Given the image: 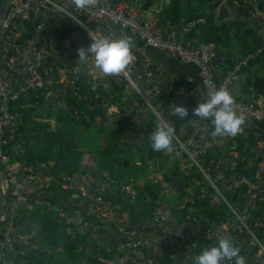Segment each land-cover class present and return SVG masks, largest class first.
I'll return each mask as SVG.
<instances>
[{
	"label": "trees",
	"instance_id": "16d2710c",
	"mask_svg": "<svg viewBox=\"0 0 264 264\" xmlns=\"http://www.w3.org/2000/svg\"><path fill=\"white\" fill-rule=\"evenodd\" d=\"M130 4L136 2V0H127ZM216 0H189V5L183 10L180 6V0H173L171 5H165L163 12L160 14V23L165 24L166 21L171 20L175 25L180 26L185 21H194L204 19L205 24L196 27L187 37V41L201 40V44L206 46L214 45V51L221 49L223 56L228 57L224 53V48L232 51L234 48L230 45L232 40H238L241 44L240 56L242 60L241 63L247 62L246 65H257L264 60V50L260 49L264 42V37L261 35V29L263 27V20L260 17L252 18V13L254 7L250 4L249 0L245 2L244 0H232L241 5V11L246 15L247 20H238L237 22H224L222 25L215 22V12L218 4H215ZM256 5V8L260 12H264V0H252ZM180 6V7H179ZM177 7L179 9H177ZM187 17L185 21L183 18ZM251 19L253 21H251ZM254 22V23H253ZM253 23V24H252ZM29 29V35L32 34L33 24L27 23ZM120 29V28H119ZM236 30V31H233ZM121 31H126L122 30ZM129 33V31H126ZM125 33V32H123ZM202 34V36H200ZM245 35V37L243 36ZM84 37V46L88 47V39L81 33ZM249 36L253 37L249 40ZM188 45V44H187ZM195 43L191 44L193 47ZM231 53V52H230ZM244 59V60H243ZM65 63L70 67L77 66V60L75 57H69ZM235 65V62L232 63ZM244 64L242 65V67ZM231 67H229L230 70ZM261 85L263 90L258 89V92L264 94V78H257L256 86ZM100 91H93L89 83V77L87 74L82 73L80 78L74 88H70L65 96V108L62 109L60 115L55 119L56 124L52 125L50 122L33 121L31 115L34 114L36 108H30L27 112L26 118L24 120L23 126L19 131V138H21L24 147L25 154L23 157L16 158L21 161L24 166H33L38 171L42 172L43 178H52L53 190H58L57 206L60 210H64L67 213H73L75 210L76 200L82 201L81 206H85L82 209V217L84 222L93 224L94 226L99 225V230L103 232L102 226L103 219L97 217L96 212L90 211L89 207H93V198L96 199L101 196L105 203L111 201L112 206L119 205V212L121 216L116 219L120 223V227L124 231L133 232L136 231L137 234L143 233L144 228H147L151 224L156 223V212L161 209V205L157 202V198L160 193L165 191V186L162 187L160 183L152 184V180L149 182L140 184L137 182L133 189L136 191V195L132 198L131 195H110L97 193V187L102 182V180L107 177L108 180L116 181V185L119 187L121 185L120 179H118L116 170H127L131 168L133 171L138 169L137 165L147 168L151 164H156V161H160L159 172L164 173L165 166L168 164L167 157L169 154L165 152L154 151L151 147V142H149V135L155 130L156 116L152 113L151 116L144 117L145 114L138 111H134L137 114H129V103L123 95V91L126 88L125 84H120L115 80H112V88H105L100 85ZM99 95L96 97V95ZM134 97H137L136 92H131ZM172 98L168 99H152V104L156 107L162 105L163 107H169ZM24 100V99H23ZM20 101L18 104L20 105ZM118 102V112L113 114L110 126L114 129L109 131V136L106 146L100 153L101 158L97 167H93L84 163L85 150L81 148L83 136L89 132L93 122L99 117L108 118L104 114V107L106 101ZM43 104V101H41ZM68 108L73 110V113L67 111ZM37 117H42L40 114H36ZM48 119H52V114H49ZM106 119H103L104 122ZM108 121V120H107ZM174 121V120H173ZM175 128V133L179 134L180 126L187 128V133L183 138L187 141L195 129L189 125L187 121L175 119L172 123ZM102 132V128H99ZM134 139H142V144L139 142L134 143ZM229 145L236 146L235 151L244 155L242 163L236 165V168L242 172L241 177L247 178L251 174V178L258 182L257 175H260L262 180V173H260V166L258 164L254 165L247 172L245 171V164L248 163L251 157H253V150L251 146H246V141L243 139L242 134H238L236 137L232 138ZM214 148V147H213ZM131 153V156L125 158L126 154ZM223 151L214 152V150L209 151L207 156V164L213 162L212 171L215 172V166L218 163L221 164L222 169L226 166L223 165L225 159H227L230 154L226 157L222 156ZM214 154V155H213ZM248 155V158L245 156ZM214 156L217 158L215 159ZM259 163V162H258ZM180 161H175L172 163V168L170 173H164L162 180L164 184H171L173 181L179 183V190L176 194L177 199L180 204H177V208H170L172 212L176 215V223L170 225L169 218H166V223H163V227L167 226L170 228L168 232V238L164 239L165 245H163L164 252L159 254L153 247L139 245L132 253L128 250V257L119 260L115 258L120 252L119 245L136 244L133 238L127 234L115 235L111 242L103 243L101 240L95 238L96 232H94L93 225L85 230H78L73 228L76 224L70 222L69 219L64 220L63 217L55 215L51 217L47 214L45 206L39 207L32 214L35 216L34 222L37 220L42 221V224L38 225L39 231L31 232L30 235L34 241L32 247L26 248L28 251L24 256H17L18 264H173L175 261L185 262L188 252L194 255H199L202 250L206 247L213 246V242L207 238V231L211 228V223L215 222L217 225L228 222V212L225 206L222 205L215 206L209 198L201 200L200 190L203 186L201 179L195 172L196 167H190V172L185 173L182 168H180ZM136 173V172H135ZM149 171L147 175H149ZM141 178V172L136 173ZM216 172L214 173V175ZM107 175V176H105ZM81 178V181H87L89 179L96 180L95 184L90 185L91 192L86 196L75 198V202H70L68 196L72 198L75 193L71 185V180L74 178ZM142 179V178H141ZM68 182V188L64 189L61 183ZM86 183V182H84ZM197 184V185H196ZM95 185V186H94ZM248 184L242 182L238 184V187L233 189L234 194L232 198L235 201L247 202L246 195L248 190ZM194 188V191L190 189ZM70 193V194H69ZM61 194V195H60ZM148 194V196H147ZM65 198V202L62 204L61 196ZM109 198L106 199V196ZM60 197V198H59ZM260 198L264 199V192H261L256 196V203L258 210L252 212L254 219H260L262 221L264 214V200L261 202ZM62 205H60V204ZM102 203L100 212L103 211L107 204ZM221 207V208H218ZM97 208V209H99ZM194 209L195 214L191 213L190 210ZM224 209V210H222ZM41 210V211H40ZM114 211L118 209L114 208ZM99 212V214H100ZM127 212L129 215L128 222H122L124 217L123 214ZM22 213L16 218L17 225L24 224L25 228L31 231L30 225L26 224ZM195 218L197 220H195ZM15 220V219H14ZM70 222V223H69ZM180 225H182L180 227ZM24 226L20 227L17 232H23ZM171 226V227H170ZM183 227V228H182ZM73 228V229H72ZM189 228L195 231L194 242L197 241L198 247L194 249L193 241L184 236L177 238V234L184 235L189 232ZM34 229H32L33 231ZM27 233V230L25 231ZM127 232V233H128ZM117 233V231H116ZM128 236V237H123ZM143 238L149 237V234L145 233L142 235ZM247 238L245 233L240 234V237L236 241V246L241 250V255L244 254L247 247L249 248V254H247V264H256L255 254L256 248L250 246L243 249L241 244L243 243V238ZM259 237L264 241V230L259 233ZM144 238V239H146ZM233 238V237H232ZM198 239V240H197ZM113 244V245H112ZM176 244V245H174ZM246 245V244H245ZM203 246V248H201ZM180 251L178 252V249ZM89 250V252H88ZM192 250V251H191ZM44 251V252H43ZM5 256H8V251H2ZM251 252H254L251 254ZM65 255V259L61 255ZM176 257V258H173ZM121 261V262H120ZM153 261V262H150ZM192 264V262H190Z\"/></svg>",
	"mask_w": 264,
	"mask_h": 264
},
{
	"label": "built area",
	"instance_id": "2783aa9c",
	"mask_svg": "<svg viewBox=\"0 0 264 264\" xmlns=\"http://www.w3.org/2000/svg\"><path fill=\"white\" fill-rule=\"evenodd\" d=\"M168 3V0H161L160 7L145 9L142 5L130 4L127 0H102L97 8L76 11L71 5V0H12L7 14L0 20V180L6 206V213L0 217V228L5 226V231H0L2 251L9 249L13 251V247L18 245L21 237L14 224L9 223L11 219L8 220L7 215L10 213L14 222V219L22 211L24 214L30 215L37 208L45 206V202L41 200L43 195L41 191L53 184L52 179L41 181L39 177L43 178L42 172L33 166H24L21 161L16 159L25 154L24 144L19 138V131L25 118L21 112L24 107L43 109L51 104L56 109L64 108L66 92L70 88H74L80 75L85 73L100 80L112 78L120 84H125L126 87H130L138 94L139 99L136 101L138 112L145 115L148 111L152 112L157 118V123L163 120L170 124L168 115L172 113L163 110L160 112L152 104V99L166 98L161 87L165 76L161 74L163 66L147 55L148 48L167 54L173 60L184 65L198 68L199 89H188L192 79L186 83H178L174 87L177 99L172 107L175 104L187 107L189 96L192 94H195L200 102L206 101L207 93L220 87L226 88L232 94L230 86L234 75L222 82H216L212 64L215 54L211 48L204 46L203 51L201 48L193 49L179 38V36L189 35L205 20L184 22L180 26L169 22L167 30H164L160 24L159 14L163 10V6ZM55 6H59L63 11L57 10ZM252 17H260L264 21V13L253 12ZM27 23L33 24L34 30L31 35H29ZM111 26L133 33L143 43V47L133 50L134 60L126 73L105 77L96 70L91 57L83 64L77 62V66L72 68L65 63L69 57H74L72 48L75 38L81 37L82 45L80 47L84 46L85 40L81 33L88 39L89 46L92 42L89 36L90 32L97 37L117 38L116 32L110 29ZM262 28L264 30V23ZM262 50H264V43ZM243 64L246 65L247 62L241 63V65ZM26 97L30 102L23 104L19 109L18 103ZM168 97L170 98V96ZM234 107L238 112L245 114L246 123H257L264 126V108L236 99ZM170 125L172 126V124ZM193 128L195 131L191 137L184 141L180 134L185 131L186 135L187 128L180 127V133H175L172 146L166 151H170L172 159L176 158L182 165L190 164L197 168L196 172L203 183L200 190L201 200L209 198L215 206L222 205V202L226 205L225 209L229 213V220L227 223L219 225L221 233L216 230V232H211V236L219 235L220 237L222 234L226 235L225 232H232L233 238L237 241L240 234L247 231L253 239L247 238L249 241L245 247L250 243V246L255 247L256 250L264 252L263 241L259 240L250 229L251 225L261 231L264 230V221L260 222V219H254L252 214L258 208L257 195H254L244 208L242 206L238 208L237 201L233 199L231 203L222 194V186L219 187V182L222 179L223 169L218 163L214 167L216 172L214 175L213 162L209 166L206 165L210 149L207 146L211 147L218 142V137L213 138L211 135V132L214 131L211 120L204 121V123L201 120L194 124ZM182 170L188 173L189 166L183 167ZM262 171L263 168L260 169V173ZM3 175H6L5 180L2 179ZM259 176L257 175V179L261 181ZM229 180H231L229 184L232 190L238 187L239 181L236 178L229 175ZM60 186L64 188L63 184ZM253 188L255 189L254 186H251L247 194L250 195ZM126 189L130 188L126 187ZM106 192H101V194ZM213 192L218 194L214 195ZM166 194L173 198L171 192L166 191ZM75 198H78V195ZM263 200L260 198L261 202ZM95 202L91 211L100 212L99 206L104 203V200L99 196ZM62 211L64 210H59V214L61 217H65V212ZM100 215L104 219L107 218L108 209H104ZM195 220L197 219L195 218ZM213 225L215 226L214 222ZM120 233H124L122 227ZM192 233L193 230L184 235L177 234V238L182 236L190 238ZM130 234V236L138 235L136 231ZM31 244L27 241L21 243L20 240L19 249L16 252L21 255L26 254L28 252L26 248L32 247ZM138 244L140 243H136L135 246ZM249 248L252 249L248 246L242 254L246 260ZM261 251L259 252L260 256L262 255ZM253 253L251 252V254ZM7 254L8 256L12 255L11 253ZM3 256L2 264H7L9 259L4 253ZM260 256H257L256 264H263L257 260Z\"/></svg>",
	"mask_w": 264,
	"mask_h": 264
},
{
	"label": "crops",
	"instance_id": "0c3cea01",
	"mask_svg": "<svg viewBox=\"0 0 264 264\" xmlns=\"http://www.w3.org/2000/svg\"><path fill=\"white\" fill-rule=\"evenodd\" d=\"M244 1L247 2L248 0H244ZM251 1L252 0H249L250 4L255 5ZM168 2H169L168 4L171 5V3L173 2V0H168ZM194 2H195V0H194ZM134 3L140 4L139 3V0H136V2H134ZM134 3H131V4H134ZM189 4H190L189 3V0H180V6L183 9L181 11L182 12L183 11H187V10H184V9H186ZM160 5H161V0H152L151 2L149 1V8L150 7H156V6L157 7H160ZM220 6H226L228 8V10L230 11V18H228V19H222V20L219 18V8H220ZM164 8H165V5L163 6L162 9L164 10ZM177 9H179V8L177 7ZM163 10L161 11V13L163 12ZM215 11H216V14H215V22L218 23V24H220V25H222L224 22H229V23L231 22L232 23V22H237L238 20L244 21V20L249 19L241 11V5L238 4V3H236L235 1H232V0H221V3H218L217 8H216ZM262 13H264V12H262ZM186 19H187V17L185 16V18H183V21H185ZM251 21H253V20L251 19ZM169 22H172V21L171 20L166 21L165 24H161L160 23L161 24V27L164 28V30H167V24ZM202 24H205V22L202 23ZM202 24H200V25H202ZM110 29L113 30V31H115L116 34H117V36H119V34H121L123 32L127 33L126 31H123L122 32L121 29H119L116 26H111ZM233 31H236V30H233ZM260 33L264 37V30H263V28L261 29V32ZM127 34L130 35V36H132L134 38V40H135V46H134L133 50H135L136 48H139V47H143V43L133 33L129 32ZM200 36H202V34ZM187 37H188V35L185 36V37L179 36L180 40H182V41H184V43L188 44L189 47H191V44L192 43H195V45L193 47H191L193 49H200L201 46L203 45V44H201V40L187 41ZM204 46H206V45H204ZM209 47L211 48V50L215 54V57H216V52L218 51L220 53L222 59H223V61H221V63H219L218 65H213L214 74H215V80L217 82H222L224 79H226V77L230 73L229 67L235 66V65H232V63L233 62H235V64H236V62L238 63V61L240 59V54H241L240 53V50L237 49V48H234L232 51H230L229 49H225L224 48L223 49L224 50V53H226L227 55H229L228 57H226V56H223V52L221 51V49L214 51V45H211ZM147 55H149L151 58H153L155 62H157V63H159V64H161L163 66V69H162V73L161 74H164L165 77H163V80H162V83H161V87H162V89L164 90V92L166 94V98L165 99H168L169 98L168 96H170V98H172L171 99L170 106L168 108L167 107H163L162 105H158V106H156V108L160 112H162V110H163V111H167V112L172 113V104L177 99V96L175 95L174 87H176V85L178 83H186L189 80V78H190V79H192V83H191V85H189L188 89L189 90H191V89L198 90L199 89V87H200V81H199V78H198V68H196L194 66L184 65V64H182L180 62H177V61L173 60L167 54L158 52L156 50H152L150 48L147 49ZM232 73H234V79H233V82H232L233 83L232 84V90H233L234 96L238 100H242V101H244V102H246L248 104L258 105V106L264 108V100L262 99V98H264V94H261V93L258 92V89L263 90V87H261V85L256 86L257 78H264V60L262 62L258 63L257 65H250V66L244 65L243 67H242V65H236V67L234 68V70H233ZM87 76L89 77V83H90L91 88L93 89V91H97V92L100 91V88H99L100 85H103L105 88H112V80H114L112 78H110L111 85L109 83H107L106 80H100V79H98V84L95 86L94 85L95 77H91V76H89V74H87ZM90 78L92 79L91 82H90ZM131 92H135V91L132 90V89H130V93ZM123 95H124L125 99L128 101V103L130 105L129 106V109H128V113L137 116V114L134 113V111H137L136 102H132V100L128 97V93L126 94L125 91H123ZM97 96H99V95L97 94L96 97ZM137 97H138V94H137ZM29 102H30V100L27 99V97L24 98L23 102H21L20 105L18 104L19 109H21V106L23 104H26V103H29ZM199 102L200 101H199L198 97L195 94H192L191 96H189L188 103H187V107L189 109V118H190V120L192 122H189V121H187V122L192 127H193L194 124H196L199 121H201V120H199L198 117L192 116V110L195 107L198 106V103ZM117 103L118 102H114V101L107 100L106 103H105V105H104V107L107 108L106 110H104V114H106V117H108V118H101V117L97 118L95 120V122H93L91 128L89 129V132L86 133L83 136V138H82V141H83L82 143L83 144H82L81 148L84 149L85 152H86L85 153L86 155L84 157V163L85 164L90 165V166H93V167H97V165L99 163V160L101 158L100 153L103 151V148L107 144V140H108V136H109V131H111V128H112V130L114 129L113 127L110 126V122L112 121L113 114H115V113L118 112V108L119 107H118V104ZM65 107H66V104H65ZM34 108H36V107H34ZM37 109L38 108H36L34 114L31 115L32 122L33 121H41V122H50L52 125H55L56 124V120L48 119V117H45V119H43L42 117H39L38 118L37 115H36V114H38L37 113ZM28 110H30V109H28V107L27 108L24 107L21 110V112L25 115V118H26V115H27V112H25V111H28ZM61 110L62 109H58V112H60ZM144 117H146V116L144 115ZM25 118H24V120H25ZM168 118H169L170 124H172L173 122H175V119H177V117H175L173 115V113L171 115H168ZM103 119H106V120L103 122L102 121ZM179 120H181V119H179ZM206 120L209 121L208 119H205V120H202V122L203 123H204V121L207 122ZM53 122L55 124H53ZM155 124H157V120L155 121ZM107 126H110L111 128L109 127L108 130H106V127ZM180 127H184V126H180ZM99 128H102V130H103L102 131V136H100L99 133H98L99 132ZM105 132H107V134ZM239 134H242L243 139L246 141V145L248 146V144H250L251 149L253 150V155L254 156L251 157L250 160L248 161V163L245 164L246 169H247V166L251 164V162L256 158V156L259 153L263 152V154H264V126L262 124L249 123L248 122V123L245 124L243 132H241ZM105 135H107V137H104ZM236 136H234V137H236ZM234 137L233 136H223L220 139L218 137V142L216 144L211 145L209 151L214 150V152H217V153L219 151H223L224 148L227 146V145L224 146L225 142L227 144H229L228 142H230L232 140V138H234ZM134 140H137V139H134ZM134 140H133V142H134ZM139 140H141V141H139ZM137 142H139L140 144H142L143 141H142V139H138L135 143H137ZM149 142H151V141L149 140ZM227 149L230 151V156H231V154L233 156H235V157H238L239 155H242L239 152L235 151V149H236V146L235 145H233V146L228 145V148ZM254 149H257V151L254 152ZM164 152H165L164 153L165 154V157H166V154H169L170 157H167V159H169L168 160L169 162L165 166V169L163 171H164V173H170V170L172 168V163L175 162V161H177V160L174 157H173L174 159H172V153L170 151H164ZM222 156H223V153H222ZM242 156L244 157V155H242ZM87 158L92 159V164H91V162H89V160L87 161ZM156 165H157V167H156V169H154L155 172L153 171L152 174L149 173V175H148L149 177L148 178H151L150 176H153V174H156L157 176H161V178L163 177V174L164 173L159 172V169H160V161L159 160L156 161ZM236 165H237V163L233 162L232 163V169L234 167H236ZM188 166H189V171H188V173H189L190 172V167H193V166L190 165V164H188ZM253 166H250V168H248V170L251 169ZM220 167H221V164H220ZM142 168H144V167H139L138 170L140 172H142L143 171ZM260 168H263V170H264V165H262V166L260 165ZM147 170L149 171L151 169H148L147 168ZM226 170H227V166H226V168L224 167V169H223L222 172H225ZM151 171H149V172H151ZM195 172H196V170H195ZM229 175H230V173H229ZM198 176H199V174H198ZM39 178H40L41 181L52 179V178H49V177H47V179H43L41 177H39ZM239 178H242V177L240 176ZM245 179L246 178H244V180ZM148 180H151V179H148ZM244 180L242 182H244ZM145 182H146V180L144 182H140L139 181V183H145ZM242 182H239V183H242ZM112 183H114V181H112ZM172 183L171 184H165V185L166 186H171ZM224 183L225 182H223L221 184V186H223ZM260 184H261V181L258 180V182L256 181L254 184L249 185L248 190H250V187L251 186H254L255 189L254 188L251 189V192L254 193L255 190L260 187ZM52 185L49 186V188H47L46 190H42L41 191L42 194H43L41 200H43V202H45V209L47 211L46 212L47 214H50L51 217H55V215H57V217L58 216L61 217L60 214H59V210L61 208L57 206L58 203H54L55 200L57 201V199H55V198L58 196V193L59 192H58V190L51 189L52 188ZM83 185H85V183ZM112 185H114V184H112ZM126 185L127 184L123 183V185H120L118 187L119 190H115L114 189V191H113L114 195H116V191H117V194H120L121 188L123 190L124 189V186H126ZM110 186L111 185H108L107 187L110 188ZM64 189L65 190L67 189V185L64 186ZM132 189H133V187H132ZM166 191L171 192L172 195H175L174 193H176L175 190H173L171 188L165 189V192ZM34 192H35V190H34ZM111 192L112 191H110V193ZM247 193H248V191H247ZM247 193L244 196H247V198H248L249 194H247ZM111 195H113V194L111 193ZM63 196L64 195L61 196V201L65 203V201H64L65 198H63ZM250 199H252V198H250ZM95 201H96V199H93L94 204H96ZM249 201H251V200H249ZM249 201L247 199V203ZM109 202H107L109 205H106L105 206L108 209V214L109 215H108L107 218H105V223L106 224L103 225V227L104 226H107V228L106 229L103 228V232L104 233H102L99 230L97 232V234H96V238L97 237L104 238L105 241L103 243H105V242H108V243L111 242V240L113 239V237H115L116 234L117 235L119 234L120 228H121L120 227V223L116 219H114V217H112V216L115 215V211H114V206H112V204H111V201H109ZM81 205H82V201L75 203V206L73 207L75 210L73 211V213H75V216L76 217H73V220H70V221H72L73 223L76 224L73 228H76V229H78L80 231L85 230V229H88L89 227H91L93 225L91 223L84 222L83 217L81 215H82V212H83V210H82L83 208H84V211H85V206H81ZM91 208L92 207H89L90 211H91ZM158 211H157V215L158 214L159 215L156 218V223L155 224H151L147 228H144L145 229L144 232L143 233H140V236H141L142 239L146 238V237L143 238V236H142L143 234H145V233L149 234V237H148L149 239L146 238L144 240L147 241V239L148 240L153 239L154 246H152L151 243H146L145 241L144 242L142 241L139 244V245H143V246L144 245L145 246H148L149 245L148 247H153L155 250L157 248L156 246H162L161 243L163 242L164 239L168 238V234H169L168 232L170 231L167 228H164L165 226L163 227V223L164 222L166 223V220H165L166 218H163L164 217V214L163 213H165V212H162L161 213V209H159ZM62 212H64V211H62ZM96 215H97V217L102 218L101 215L99 214V212H96ZM126 215H127V212H125L123 214V217H125ZM23 217H24L25 223L28 224V225H30V227L32 229H33V226L32 225H37L38 226L39 224H42V221H39V220H37L36 222H34L33 220H35V219H33V217L31 216V214L28 215L26 213V214H24ZM159 217H161V218H159ZM75 219H77V220L74 221ZM102 219H104V218H102ZM124 221H125V219H123L122 222H124ZM9 223H13L14 226L16 227V230H18L20 227L24 226V224L17 225L16 220H14V222H13L12 219L9 221ZM93 227L96 228V226H94V225H93ZM23 229H24V231L26 229L27 230V233L24 232V231L19 233V235L21 236L20 237L21 243H26V241H27L29 243H32L31 245H33L34 244V241L32 239V236L30 235V233L31 232L34 233V231H32V229H31V231L28 230V228H25V226H24ZM0 231H2V232L5 231V226H2L0 228ZM116 231H117V233H116ZM189 233H190V231H189ZM20 240H19V242H20ZM1 242H2V240H1V233H0V243ZM19 242H18V245H16L15 247H13L14 248L13 251H11V249H9V252L8 253H11L12 255H11L10 259L7 260V262H8V263L6 262L7 264H18V263L15 262V261H17L16 255L18 257L25 255V254L24 255H21L18 252H16V250L19 249ZM263 243H264V241H263ZM6 251H8V250H6ZM179 251H180V249H178V252ZM135 252H136V250L134 251V253ZM150 262H152V261H150Z\"/></svg>",
	"mask_w": 264,
	"mask_h": 264
},
{
	"label": "clouds",
	"instance_id": "9594fccd",
	"mask_svg": "<svg viewBox=\"0 0 264 264\" xmlns=\"http://www.w3.org/2000/svg\"><path fill=\"white\" fill-rule=\"evenodd\" d=\"M102 0H71V5L76 11H87L97 8ZM57 10L63 11L59 6ZM91 44L88 47L77 49V62L83 64L89 57L93 59L94 67L105 77L119 76L126 73L134 60L133 48L135 40L127 33H121L117 38L109 36L97 37L89 33ZM190 79V78H189ZM191 80V79H190ZM207 100L199 102L192 110V116L199 120H211L214 131L213 138L223 136H236L243 132L247 117L238 112L234 96L223 87L207 93ZM175 117L192 122L189 118V109L175 104L172 107ZM175 138V128L161 120L155 130L149 135L151 147L154 151L168 150ZM232 236L221 235L215 245L206 247L199 255L193 258L192 264H247L246 259L240 254Z\"/></svg>",
	"mask_w": 264,
	"mask_h": 264
},
{
	"label": "rangeland",
	"instance_id": "374dc122",
	"mask_svg": "<svg viewBox=\"0 0 264 264\" xmlns=\"http://www.w3.org/2000/svg\"><path fill=\"white\" fill-rule=\"evenodd\" d=\"M216 2V1H215ZM253 7H254V10H253V12H255L256 14L257 13H262V12H260V10L258 9V8H256V5H253ZM216 10V9H215ZM214 10V12H215V14H216V11ZM243 36L245 37V35L243 34ZM253 37H251V36H249V40H251ZM264 43V42H263ZM230 45L233 47V48H237V49H241V44L238 42V40L236 41V40H232L231 42H230ZM203 49H204V45H202L201 46V51H203ZM240 59L242 60V57L240 56ZM244 60V59H243ZM236 65H241V62H240V60L238 61V63L236 62V64H235V66H231V68H230V73L228 74V76L226 77V78H230V77H232L233 75H234V73H232L233 72V70H234V68L236 67ZM213 75H215V74H213ZM217 82V81H216ZM98 84V78H95V81H94V85L96 86ZM233 84V83H232ZM232 84H231V86H230V90H231V92H232V94H233V90H232ZM124 91H125V93L127 94L128 93V97L132 100V102H136L139 98L137 97H134V95H132L131 93H130V87H126L125 89H124ZM233 96H234V94H233ZM234 98L237 100V101H240V102H243V103H246V102H244V101H242V100H238L235 96H234ZM137 99V100H136ZM37 113L38 114H40L41 116H42V118L43 119H45V117H47L49 114H52V119L53 120H55L59 115H60V113L61 112H58V109H56L53 105H51V104H49L46 108H43V109H37ZM151 114H152V112H147L146 113V117L148 118L149 116H151ZM53 124H55L54 122H53ZM110 126H107L106 127V130H108V128H109ZM105 130V131H106ZM99 135L100 136H102V132L99 130ZM106 134H107V132H105ZM97 134V133H96ZM95 134V135H96ZM104 137H107V135H105ZM221 137H219V139H220ZM218 140V139H217ZM205 143L207 144V141H205ZM229 143V142H228ZM227 145V146H226ZM228 145L229 144H227L226 142H225V144H224V146H226L225 148H224V152H223V157H226V156H228L229 154H230V151L227 149L228 148ZM247 146V145H246ZM248 146H250V144H248ZM208 148H210V146L208 145L207 146ZM214 155V154H213ZM232 155V154H231ZM129 156H131V153H129V154H126L124 157L125 158H127V157H129ZM245 156L248 158V155H246L245 154ZM214 158L216 159L217 157L216 156H214ZM89 160V162H91V164H92V159H89V158H87V161ZM98 163V162H97ZM186 167L187 168V166L188 165H185V164H180V168H183V167ZM137 167L139 168V167H141L140 165L138 166L137 165ZM156 167H157V165L156 164H152V165H149L147 168L148 169H151V170H149V171H151L150 173L152 174V172L154 171L155 172V170L154 169H156ZM147 168H142L143 169V171L141 172V178L136 174L137 172H139V170L138 169H136L135 171H133L131 168H128L127 170H116L117 172V175H118V179H120V181L122 182L121 183V185H123V183H125V184H127L126 186H124V189L122 190V188H121V190H120V194H122V195H132V196H135L137 193H136V191L134 190V189H132V187H134V185L137 183V182H144L145 180H146V182L145 183H147V182H149V180L148 179H151L153 182H152V184H153V186H154V184H155V182L156 183H160L161 184V186L162 187H164V182H163V180H162V178H161V176H157L156 174H153V176H150L151 178H148L149 176L147 175V172H148V170H147ZM197 169V168H196ZM136 172V173H135ZM230 175L233 177V178H236L237 180H238V178L242 175V172L240 171V170H238V168H236V167H234L230 172ZM159 175V174H158ZM105 176H107V175H105ZM51 180V179H50ZM77 181H78V183H77ZM54 182V181H53ZM84 182H86L85 183V185H83L84 184ZM81 181V178H78V177H76V178H74V179H72L71 180V187L73 188V189H75V193H74V195L72 196V198H70V196H68V200H70V202H75V197H77V195H78V197H80V195H82V197H86L90 192H91V189H90V185H92V183L93 184H95V182H96V180H93V179H89V180H87V181ZM83 183V184H82ZM244 183H246V184H248V186L249 185H252V184H254L255 183V181H254V178H251V174H249L248 175V177L244 180ZM62 184H63V186H65V185H67V188H68V182L66 181V182H62ZM112 184H114V185H112ZM140 184H144V183H140ZM83 185V186H82ZM108 185H111L110 186V188H108L107 186ZM197 185V184H196ZM207 185L209 186V184H208V182H207ZM85 186L87 187V188H85ZM126 187H129L130 189L129 190H127L126 189ZM68 189H70V188H68ZM110 189V190H109ZM114 189L115 190H119L118 189V186L116 185V181H114V183H112L110 180H108L107 179V177H105V179L104 180H102V182L98 185V187H97V193H101V192H104V191H107V194H110L111 195V193L114 195V193H113V191H114ZM191 191H194V188H191L190 189ZM110 191H112L111 193H110ZM117 192V191H116ZM221 192H222V194L229 200V201H231V203H232V200H233V198H232V196H233V194H234V191H232L231 189H230V184L229 183H227V182H225L224 183V185L222 186V188H221ZM70 194V193H69ZM213 194L214 195H217L216 194V192H213ZM61 195V194H60ZM147 196H148V194H147ZM107 198H109V195H107L106 196V199ZM178 197H176V194L175 195H173V198H170V197H168L167 196V194H166V192L165 191H163L162 193H160L159 194V196H158V198H157V202L161 205V213L162 212H165V213H163L164 214V217L163 218H169V221H170V225L171 224H175L176 223V215L177 214H175V216H174V213L172 212V209H170V208H177V204L179 203L180 204V201L177 199ZM94 199V198H93ZM77 202H80V201H84V200H80V198H79V200H76ZM54 202V201H53ZM107 202H109V201H107ZM54 203H57V201L55 200V202ZM65 203H67V201L65 202ZM64 202L62 203V204H65ZM110 203V202H109ZM210 203H212V201L210 202ZM60 204V203H59ZM62 204H60V205H62ZM247 204V202L246 203H244L243 201H239V200H237V207L238 208H241V206H243V208L245 207V205ZM56 205V204H55ZM211 205H213V204H211ZM222 206L224 207V206H226L223 202H222ZM42 207L43 206H41V209H42ZM114 208L115 209H118L117 208V205L116 206H114ZM218 208H221V207H218ZM227 208V207H226ZM104 209H107L106 207L104 208ZM103 209V210H104ZM222 210H224V209H222ZM257 210H258V208H257ZM159 212V211H158ZM190 212L191 213H193V214H195V211H194V209H191L190 210ZM22 213L24 214V211H22ZM22 214V215H23ZM116 214H117V212L115 211V217H116ZM156 214V218L158 217V215H157V212L155 213ZM229 214V213H228ZM68 215H71L70 217L68 216ZM31 216H32V214H31ZM33 218H35V216H32ZM73 217H76L75 216V213H70V212H66L65 211V218H64V220H66V219H69V220H73ZM112 217H114V216H112ZM22 218H24V217H22ZM60 218V217H59ZM159 218H161V217H159ZM124 219H125V221L124 222H128V219H129V215H128V213H127V215L124 217ZM15 220H16V218H15ZM77 219H75L74 221H76ZM264 221V214H263V219H262V221H260V222H263ZM70 222H72V221H70ZM69 222V223H70ZM33 226V231L34 232H37V231H39V229H38V226L37 225H32ZM99 225H96V228H94V232H96V234H97V232L99 231V227H98ZM182 225H180V227H181ZM171 227V226H170ZM102 228H104L103 226H102ZM168 230H170V228L167 226L166 227ZM183 228V227H182ZM250 229H251V231L253 232V234L259 239V240H261L260 239V237H259V233L261 232V230L259 229V228H257V227H255V226H251L250 225ZM189 231L191 232L192 230H191V228H189ZM128 232V231H127ZM126 231H124V233L123 234H127L128 236H130L131 234H130V232H128L127 233ZM245 235H246V237L247 238H250V239H253L252 238V236L249 234V232H247V231H245ZM138 237H139V240L137 241V242H135V243H141L142 241L144 242L145 240L144 239H142L141 238V236H140V234H138L137 235ZM95 238H96V235L94 236ZM130 237H132L133 238V241H134V238L136 237V236H130ZM99 237H97V239H98ZM247 238H243V243L241 244V246L243 247V249L245 248V244L249 241ZM149 239V238H148ZM147 239V241H145L146 243H151V245L152 246H154V241H153V239H150V240H148ZM262 241V240H261ZM113 245V244H112ZM161 245L162 246H156L157 248H156V252L158 253V256H159V254H161V253H163L164 252V249H163V245H165V242H162L161 243ZM174 245H176V244H174ZM139 246V244L138 245H136L135 246V244H127V245H119V250H120V252L118 253V255H116L115 256V258L117 259V260H119L120 259V257H122V259H125L126 257H128V250H130L132 253H134V251H135V249L137 248ZM149 246V245H148ZM201 248H203V246H201ZM256 251H258V254H257V256H260L259 255V252L261 251V250H256ZM88 252H89V250H88ZM262 252V251H261ZM188 254L190 255V259H189V256L187 255V258H185V262H178V261H175L173 264H190V262H192V259L194 258V255H192L191 253H189L188 252ZM61 257L62 258H64L65 259V255L64 254H62L61 255ZM173 258H176V257H174L173 256ZM257 260H259L260 262H262L263 264H264V252H262V255L259 257V259H257ZM121 262V261H120ZM153 262V261H152Z\"/></svg>",
	"mask_w": 264,
	"mask_h": 264
},
{
	"label": "water",
	"instance_id": "95a60500",
	"mask_svg": "<svg viewBox=\"0 0 264 264\" xmlns=\"http://www.w3.org/2000/svg\"><path fill=\"white\" fill-rule=\"evenodd\" d=\"M149 1L151 2L152 0H139V3L141 5H143L145 9H147V8H149ZM218 3H221V0H216L215 4H218ZM11 4H12V0H1L0 20H2L4 18V16L7 14ZM219 18L221 20L230 18V11L228 10V8L226 6H220V8H219ZM81 45H82V38L81 37L75 38L74 39V45H73V48H72V55L76 59H78L77 49ZM261 49H262V47H261ZM221 61H223V59H222L220 53L217 51L216 52V57L213 59L212 64L213 65H218L219 63H221ZM91 81H92V79L90 78V82ZM106 82L111 85L110 78H107ZM262 99L264 100V98H262ZM67 111L69 113H73L72 109H70V108H68ZM184 136H185V131L181 132V134H180L181 138H184ZM136 141L137 140H134V143ZM139 141H141V140H139ZM256 151H257V149H254V152H256ZM243 159H244V157L242 155H239L238 157H235V156L231 155L228 160L223 162V165L227 166V170L222 173V179L219 182V187L221 186V184L223 182H227V183L231 182V180H229V173L228 172L232 170V163L233 162H235L237 164L242 163ZM256 164H258L259 166L260 165L261 166L264 165V154H263V152L259 153L256 156V158L251 162V164L247 166V169L245 171L247 172L248 168H250V166H253V165H256ZM259 178H260V176H259ZM2 179L5 180L6 179V175H3ZM243 180H244L243 177L242 178H238L239 182H242ZM77 183H78V181H77ZM85 188H87V187L85 186ZM167 188H171V189L175 190V192H178L179 183L174 181L171 186H165V189H167ZM261 192H264V170L262 171V180H261L260 187L258 189H256L254 193H251L248 196V198H247L248 201L251 200L250 198H252L254 195H258ZM117 208H118V211H117V214H116V219H119L120 216H121V213L119 212L120 206L118 205ZM5 213H6L5 195H4L3 189L1 187V180H0V217L3 216ZM68 216L70 217L71 215H68ZM7 219L8 220L12 219V215L10 213L7 215ZM103 223H105V219H103ZM106 228H107V226H104V229H106ZM123 237H128V236H123ZM98 239L101 240L102 242L105 241L104 238H100L99 237ZM138 240H139V237L136 236L134 238V242H137ZM3 259H4V256H3L2 250L0 248V264L3 263Z\"/></svg>",
	"mask_w": 264,
	"mask_h": 264
},
{
	"label": "flooded vegetation",
	"instance_id": "af4514ba",
	"mask_svg": "<svg viewBox=\"0 0 264 264\" xmlns=\"http://www.w3.org/2000/svg\"><path fill=\"white\" fill-rule=\"evenodd\" d=\"M230 158V156L227 158V159H225L224 161H226V160H228ZM215 223V222H214ZM220 225V224H219ZM219 225H217L216 223H215V226L213 225V222L211 223V228L207 231V238L210 240V241H212L213 242V245H215L216 243H217V241H218V238H219V235L217 236V237H212L211 236V232H213V231H215L216 232V230H219V232L221 233V229L219 228ZM218 233V232H217ZM195 234H196V232L195 231H193V233H192V235H191V238H189L190 240H192L193 241V244H194V249H197V247H198V243H197V241L196 242H194V239H196L195 238ZM225 234L226 235H230V236H232L233 237V235H232V232H225ZM198 240V239H197ZM233 240H234V242H235V244H236V240L233 238ZM192 251V250H191ZM257 252H256V254H255V260H256V258H257ZM188 256H189V259H190V255L189 254H187ZM254 255V254H253ZM192 261H193V259H192Z\"/></svg>",
	"mask_w": 264,
	"mask_h": 264
}]
</instances>
